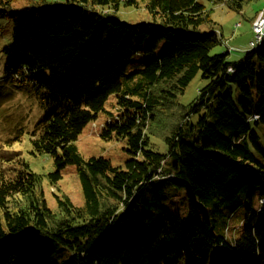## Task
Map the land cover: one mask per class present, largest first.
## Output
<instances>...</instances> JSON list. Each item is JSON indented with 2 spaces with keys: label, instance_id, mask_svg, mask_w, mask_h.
Returning a JSON list of instances; mask_svg holds the SVG:
<instances>
[{
  "label": "trees",
  "instance_id": "1",
  "mask_svg": "<svg viewBox=\"0 0 264 264\" xmlns=\"http://www.w3.org/2000/svg\"><path fill=\"white\" fill-rule=\"evenodd\" d=\"M20 1L0 0L14 22L5 71L37 90L45 114L32 152L54 158L49 181L76 165L86 202L56 193L52 209L46 175L11 147L20 136L1 142L0 264H264V39L237 60L213 54L223 35L200 0H150L155 20L138 23L117 15L135 0ZM199 72L197 101L179 105ZM113 94L121 112L101 135L127 141L123 167L76 144ZM174 196L189 216L172 215Z\"/></svg>",
  "mask_w": 264,
  "mask_h": 264
},
{
  "label": "rangeland",
  "instance_id": "2",
  "mask_svg": "<svg viewBox=\"0 0 264 264\" xmlns=\"http://www.w3.org/2000/svg\"><path fill=\"white\" fill-rule=\"evenodd\" d=\"M48 1L64 3L66 0ZM135 1L136 4L133 6L122 5L117 15L123 21L131 23L154 21V15L147 8L150 0ZM200 1L206 4L207 9L212 10L213 17L219 23H217L218 25L213 23V26L215 27L216 25V28L220 30L218 33L223 35V42L213 48V54L231 51L229 59L237 60L243 57L246 51L252 49L251 40L255 39L253 23L257 15L264 10V0H244L242 11L235 10L228 3H215L210 0ZM20 4L22 6L25 5L23 0L20 1ZM105 11L109 10L106 8ZM254 16L255 19H253ZM211 25L205 24L203 28L208 29ZM13 29V19L10 17L0 18V135H3L1 136L0 143L4 141L5 133L15 134L16 137L20 136L19 139L13 142V146L11 147L22 152L21 157L28 160L35 171L46 175L44 178L45 192L48 204L52 209H58L55 197L56 193L60 195L67 194L76 205L84 206L86 202L84 189L77 173L76 165H68L62 171V178L52 183L49 181L47 174L57 169L54 158L45 154L36 155L32 152L33 130L44 116L45 111L39 102V96L33 83L29 80L21 81L15 77H10L5 71L7 57L3 49L12 42ZM206 83L207 80L199 72L186 87L185 91L179 95V105L196 102L200 90ZM170 110L171 108L168 107L161 114L168 115ZM120 112L121 110L117 108V96L113 94L108 99L105 110H102L96 119L87 124L76 141L79 151L85 158L103 156L109 158L115 166L123 167L126 165L127 159L131 156L128 151L127 141L117 138L106 139L101 135L104 124H107L110 119L115 118ZM196 117H192L193 121L196 120ZM157 120L159 123L156 125H162L163 127L170 125L163 118L158 117ZM10 125L14 126L9 127ZM10 128H12V131H9ZM157 129L161 131V128L158 127ZM152 139L159 145L156 148L160 150L166 149V146L158 135H153ZM14 167L16 165L11 166V168L16 170ZM262 200L263 198L260 199V201ZM254 204H258V197L255 198ZM170 208L172 215L179 213L182 217H187L190 214L184 196H174L170 203ZM246 210V205L243 204L231 215L229 235L232 234L231 230L233 226L234 228L240 226L242 219L246 215ZM199 213L201 216L207 215L204 208ZM181 264H185V261H182Z\"/></svg>",
  "mask_w": 264,
  "mask_h": 264
},
{
  "label": "built area",
  "instance_id": "3",
  "mask_svg": "<svg viewBox=\"0 0 264 264\" xmlns=\"http://www.w3.org/2000/svg\"><path fill=\"white\" fill-rule=\"evenodd\" d=\"M253 29L255 33V39H252L251 45H254L257 40H259L261 33L264 32V15H259L258 21H254Z\"/></svg>",
  "mask_w": 264,
  "mask_h": 264
},
{
  "label": "bare ground",
  "instance_id": "4",
  "mask_svg": "<svg viewBox=\"0 0 264 264\" xmlns=\"http://www.w3.org/2000/svg\"><path fill=\"white\" fill-rule=\"evenodd\" d=\"M259 15H264V10L263 11H261L260 12V14ZM259 15H257V17H256V19H255V21H258V17H259ZM263 39H264V32L263 33H261V35H260V37H259V40H257V42L254 44V45H251L252 47H258L259 46V44L263 41ZM255 117H258V115L256 114V115H254Z\"/></svg>",
  "mask_w": 264,
  "mask_h": 264
},
{
  "label": "crops",
  "instance_id": "5",
  "mask_svg": "<svg viewBox=\"0 0 264 264\" xmlns=\"http://www.w3.org/2000/svg\"><path fill=\"white\" fill-rule=\"evenodd\" d=\"M242 11V10H241ZM256 15H257V13H256ZM238 24H240V23H238Z\"/></svg>",
  "mask_w": 264,
  "mask_h": 264
}]
</instances>
